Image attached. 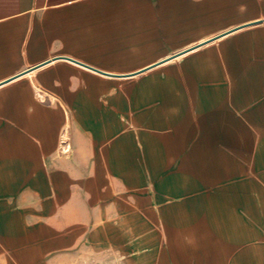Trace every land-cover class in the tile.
Listing matches in <instances>:
<instances>
[{
  "label": "crops",
  "instance_id": "1",
  "mask_svg": "<svg viewBox=\"0 0 264 264\" xmlns=\"http://www.w3.org/2000/svg\"><path fill=\"white\" fill-rule=\"evenodd\" d=\"M0 264H264V0H0Z\"/></svg>",
  "mask_w": 264,
  "mask_h": 264
}]
</instances>
